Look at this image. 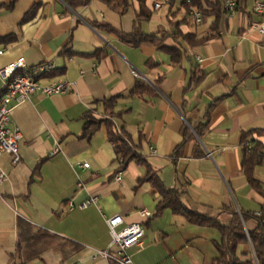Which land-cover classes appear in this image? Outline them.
<instances>
[{"label":"crops","instance_id":"obj_1","mask_svg":"<svg viewBox=\"0 0 264 264\" xmlns=\"http://www.w3.org/2000/svg\"><path fill=\"white\" fill-rule=\"evenodd\" d=\"M9 1L0 0V66L22 57L33 71L51 61L54 68L38 82L65 80L72 90L33 92L11 110L10 128H18L21 139L16 163L0 154V170L7 175L0 182V264H116L95 255L110 246L105 218L114 214L122 215L123 224L144 227L141 247L128 248L133 264H210L218 231L168 207L155 213L159 193L148 181L137 183L145 167L134 160L115 181L106 126L101 122L89 137L81 136L84 115L107 117L102 100L121 95L112 121L139 146L163 186L179 192L184 207L220 222L229 218L226 207L259 213L263 198L240 166L242 133L252 131L250 139L264 141L254 132L264 131V33L255 28L264 24V13L253 10L255 0H233L236 9L214 24L213 14L196 23L181 0H146L151 14L140 29L167 35L163 43L179 49L177 62L154 45L131 46L109 30L132 32L136 0L122 14L103 0L75 9L62 0H15L7 7ZM34 5L33 15L25 17ZM177 32L209 38L191 44L173 38ZM96 49L106 54L97 60ZM137 80L147 91L131 93ZM207 113V126L197 135L193 126ZM253 174L264 183V164L255 165ZM94 195L95 203L81 206ZM141 208L152 215L141 217ZM262 214L264 219V208ZM17 217L80 248L65 258L46 250L23 261L16 253ZM246 225L252 228L254 221Z\"/></svg>","mask_w":264,"mask_h":264},{"label":"trees","instance_id":"obj_2","mask_svg":"<svg viewBox=\"0 0 264 264\" xmlns=\"http://www.w3.org/2000/svg\"><path fill=\"white\" fill-rule=\"evenodd\" d=\"M70 8L75 9L78 6L87 5L91 0H62ZM109 7L122 14L131 0H103ZM138 9L135 14L132 32L129 34L122 33L113 28H109L117 36L122 38L131 46H139L143 43L154 45L156 48L166 52L171 61L177 62L179 59V49L175 46H167L163 43L165 34L157 35L156 33L146 34L140 29V23L149 18L151 10L146 6V0H136ZM15 0H10L7 7H11ZM181 4L185 10L189 12L190 8L196 9L201 19L206 14H213L216 23L218 17L222 13H228L223 5V0L205 1L204 4L200 0H181ZM36 5L31 7L25 17H31L34 13ZM236 7H234V10ZM177 36L186 40L188 43L196 44L209 38L197 39L194 33H174L173 38ZM106 54V50L96 49L92 55L98 60ZM148 63V61H147ZM192 82H194L192 77ZM147 87L140 81H135L132 94L147 91ZM121 95L117 94L102 100L104 112L107 117L95 120L91 113L84 115L85 122L81 136L89 137L103 122L107 130V138L112 143L115 152V162L117 164L116 171H124L127 163L134 160L136 163L145 167V175L137 179V183L144 181L150 182L159 193V200L156 204V212L159 213L163 208H170L171 211L183 215L187 221L192 224L205 227H213L218 231V238L212 239V244L216 250L215 256L211 259L210 264H264V219L262 210L264 208V183L257 179L253 174V167L263 163L264 141L250 139L252 131L243 132L241 135V170L245 175L249 185L254 188L263 198V203L259 213H249L240 211L239 213L234 207H226L229 218L226 222H220L214 217H208L203 214L195 213L180 202L179 192L174 188H166L159 179L158 173L138 152V145H134L130 136L123 127L117 128L112 121L115 116L113 108L116 100ZM214 102L210 104V107ZM208 123V113L204 117V121L193 126L197 135H201ZM258 136H263L264 131H254ZM248 220L254 221V226L249 228L246 223ZM16 253L23 261L31 260L39 257L46 250H54L65 258L68 254L78 250L80 246L68 239L57 237L48 231L32 226L28 221L21 217L16 219ZM245 247V249H244Z\"/></svg>","mask_w":264,"mask_h":264},{"label":"built area","instance_id":"obj_3","mask_svg":"<svg viewBox=\"0 0 264 264\" xmlns=\"http://www.w3.org/2000/svg\"><path fill=\"white\" fill-rule=\"evenodd\" d=\"M158 3H154L157 8ZM228 13L234 11L235 2L227 0L224 4ZM253 10L256 13H264V0H255ZM189 13L193 16L196 23L201 21L200 13L190 8ZM255 28L264 33V24H258ZM3 49L0 48V55ZM38 68H46V73L50 72L54 66L51 61H44L40 63L33 71L26 70V63L22 57L0 66V154L8 153L12 156V162L16 163L19 160L18 145L21 139V133L18 128H10L11 110L14 105L19 104L28 99L33 92H39L43 95L63 94L72 90V83L65 80H56L47 84H40L38 78H34V71ZM135 76H139L134 73ZM4 78H11V87H4ZM59 150L56 146L52 153ZM154 152L153 150H151ZM263 164H264V148H263ZM82 167H87L88 163L83 162ZM123 175L122 170L116 171L114 175L115 181H121ZM7 178L4 171L0 170V182ZM96 196H91L87 201L81 204L86 206L87 203H95ZM72 208V205H70ZM138 214L143 218H149L152 213L146 208L138 210ZM110 235L109 248L98 250L95 255H100L105 258H110L116 264H133L128 248L131 246L141 247L142 239L144 237V227L139 222H131L123 224V217L120 214H114L105 218ZM115 249L111 251L110 247Z\"/></svg>","mask_w":264,"mask_h":264},{"label":"bare ground","instance_id":"obj_4","mask_svg":"<svg viewBox=\"0 0 264 264\" xmlns=\"http://www.w3.org/2000/svg\"><path fill=\"white\" fill-rule=\"evenodd\" d=\"M35 72V71H34ZM46 73V68H38L34 78ZM4 87H11V78H4Z\"/></svg>","mask_w":264,"mask_h":264}]
</instances>
